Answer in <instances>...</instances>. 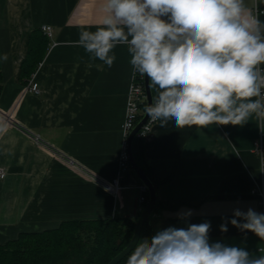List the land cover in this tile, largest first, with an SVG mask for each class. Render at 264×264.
Masks as SVG:
<instances>
[{
    "label": "crops",
    "instance_id": "crops-1",
    "mask_svg": "<svg viewBox=\"0 0 264 264\" xmlns=\"http://www.w3.org/2000/svg\"><path fill=\"white\" fill-rule=\"evenodd\" d=\"M99 3L0 0V113L24 129L0 118L5 129L0 132V167L6 171L0 180V245L21 233L56 229L65 221L134 219L145 207L140 203L142 196L147 199L142 184L131 168L122 171L119 160L134 77L127 45L110 52L115 60L108 67L75 43L81 31H96ZM244 3L253 13L255 0ZM258 4L257 18L264 24V0ZM43 26L51 27V36ZM36 29L48 42L35 72L23 76L22 64ZM32 79L40 94L25 90ZM261 134L264 137V121L255 116L243 125L203 129H178L174 121L164 127L154 123L145 138L148 176L162 203L150 219L154 233L207 221L209 243L264 255V240L230 223L236 209L263 214L259 198L252 194L255 184L264 185L253 151ZM189 210L192 215L186 221L179 217ZM221 224H227V232H221Z\"/></svg>",
    "mask_w": 264,
    "mask_h": 264
},
{
    "label": "clouds",
    "instance_id": "clouds-1",
    "mask_svg": "<svg viewBox=\"0 0 264 264\" xmlns=\"http://www.w3.org/2000/svg\"><path fill=\"white\" fill-rule=\"evenodd\" d=\"M97 11L96 31H81L75 43L108 67L110 52L127 45L133 74L157 89L145 112L161 127L264 121V24L244 0H100ZM178 215L186 221L192 212ZM230 223L264 240V214L236 209ZM210 228L205 221L158 230L126 264H264V255L209 243ZM220 230L227 232V224Z\"/></svg>",
    "mask_w": 264,
    "mask_h": 264
},
{
    "label": "trees",
    "instance_id": "trees-1",
    "mask_svg": "<svg viewBox=\"0 0 264 264\" xmlns=\"http://www.w3.org/2000/svg\"><path fill=\"white\" fill-rule=\"evenodd\" d=\"M47 42V37L38 29L32 32L27 55L22 64L23 76H31L35 72ZM137 81L144 86V78L140 75ZM151 87L154 95L157 89ZM1 90L0 84V93ZM145 108L146 103L142 102L141 112H144ZM142 115L139 116L137 123ZM133 154L137 163L148 174L144 138L136 135L133 141ZM144 193L148 199V193ZM146 204L147 202L144 206ZM160 205L162 203L158 200L154 210ZM140 213L134 219L65 221L56 229L21 233L17 239L0 245V264H60L77 253L82 256V264H108L130 243ZM153 234L149 219L143 227L138 243L144 238L150 239ZM128 256L119 264H126Z\"/></svg>",
    "mask_w": 264,
    "mask_h": 264
},
{
    "label": "built area",
    "instance_id": "built-area-1",
    "mask_svg": "<svg viewBox=\"0 0 264 264\" xmlns=\"http://www.w3.org/2000/svg\"><path fill=\"white\" fill-rule=\"evenodd\" d=\"M260 12L261 11H260V6L258 4V0H255V8H254L253 15H255L257 17ZM42 29L46 32L47 35L51 36V32H52L51 27L43 26ZM138 76H139V74L136 73L133 77V82L131 83L129 98H128L127 107H126L125 121H124L123 126H122L124 146H123V151L120 154L119 160H120V165H121V169L123 172L128 170V166L130 167V164L128 162L127 151H126L128 138H129L130 132L135 127V125L139 119V116L142 114L141 113V104H142V102H145V100H146L145 89H144V86L137 81ZM25 90L31 91L35 94H40V88H39L38 84L33 81V79L30 81L29 85H27L25 87ZM0 118L4 123L11 125L13 127H16L19 130L24 131V129H22L21 125L16 123L15 120L13 118H11L9 115L0 113ZM156 122L157 121H152L149 118V121L141 129V131L137 134V136L142 137L144 139L146 137H148V135L151 133V130L153 128L154 123H156ZM28 135L31 136L39 144H43L40 137L33 135V134H30V133ZM44 145H45V147H47L45 143H44ZM50 150L55 155H57V157H59L60 159H62L65 162L71 164L75 169H77L81 173H83L85 175L88 174V172L85 169H83V167H81L79 165H75L74 164L75 162L70 160L64 154L54 150L53 148H51ZM253 151L259 158L260 173H261L262 179H264V137L262 134L255 141ZM88 176H90V174ZM5 177H6V171H5V169L0 167V180H3ZM108 187L111 188L110 186H108ZM142 189H143V192H146V189L143 186H142ZM115 192H116V189H115ZM252 194L259 198L262 213L264 214V185H263V183L262 184H255V188L252 190ZM146 202H147V199L144 196H142L140 198V203L142 205H144Z\"/></svg>",
    "mask_w": 264,
    "mask_h": 264
},
{
    "label": "water",
    "instance_id": "water-1",
    "mask_svg": "<svg viewBox=\"0 0 264 264\" xmlns=\"http://www.w3.org/2000/svg\"><path fill=\"white\" fill-rule=\"evenodd\" d=\"M144 89L146 94V107L153 103L154 101V95L152 91L151 84L147 78H144ZM149 121V117L147 116V113L144 111L140 121L135 125L133 130L130 132L128 142H127V156H128V162L130 164V168L135 174V176L138 178L142 186L146 189V192L148 193V200L147 204L145 205L144 209L141 211L135 231L133 233L132 239L130 243L127 245L125 249H123L118 255H116L108 264H119L127 255H129L132 250L137 245L143 227L145 223L151 219L154 209L156 207V204L158 202V196H157V189L153 181L150 179L148 174L140 167V165L137 163L134 154H133V141L136 135L141 131V129L147 124Z\"/></svg>",
    "mask_w": 264,
    "mask_h": 264
},
{
    "label": "rangeland",
    "instance_id": "rangeland-1",
    "mask_svg": "<svg viewBox=\"0 0 264 264\" xmlns=\"http://www.w3.org/2000/svg\"><path fill=\"white\" fill-rule=\"evenodd\" d=\"M72 258L65 261V262H62L60 264H82V260H81V255L80 254H75V255H72L71 256Z\"/></svg>",
    "mask_w": 264,
    "mask_h": 264
}]
</instances>
